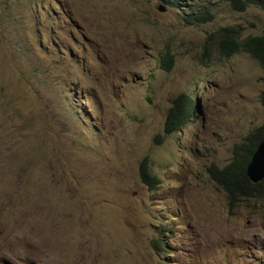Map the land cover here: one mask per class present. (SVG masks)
Masks as SVG:
<instances>
[{"label":"rangeland","instance_id":"obj_1","mask_svg":"<svg viewBox=\"0 0 264 264\" xmlns=\"http://www.w3.org/2000/svg\"><path fill=\"white\" fill-rule=\"evenodd\" d=\"M222 27L263 34L264 10L0 0V264H264V201L230 208L209 173L264 123V67L222 56ZM181 93L194 111L159 142Z\"/></svg>","mask_w":264,"mask_h":264},{"label":"trees","instance_id":"obj_2","mask_svg":"<svg viewBox=\"0 0 264 264\" xmlns=\"http://www.w3.org/2000/svg\"><path fill=\"white\" fill-rule=\"evenodd\" d=\"M235 10L245 11L249 6L255 5L264 10V0H230ZM213 19V15H191L187 19L188 24L199 25ZM219 48L224 57H230L237 51H245L252 55L264 67V33L260 35H249L240 38L238 30L233 27H222L219 30ZM174 64V56L170 52L162 58L161 66L170 71ZM264 104V92L261 95ZM195 102L193 98L181 93L175 99L174 104L169 108L165 122L164 133L158 135L159 142H162L165 135L171 134L187 123L188 117L194 111ZM264 140V123L251 132L246 140L237 144L231 161L224 167L212 165L209 168L210 177L216 181L227 193L228 205L235 208L243 200L256 199L264 201V179L254 183L247 175V167L255 153L259 143ZM140 178L151 189H155L160 180L150 171L149 158H143L140 165Z\"/></svg>","mask_w":264,"mask_h":264},{"label":"water","instance_id":"obj_3","mask_svg":"<svg viewBox=\"0 0 264 264\" xmlns=\"http://www.w3.org/2000/svg\"><path fill=\"white\" fill-rule=\"evenodd\" d=\"M247 175L250 180L257 183L264 179V140H262L247 167Z\"/></svg>","mask_w":264,"mask_h":264}]
</instances>
